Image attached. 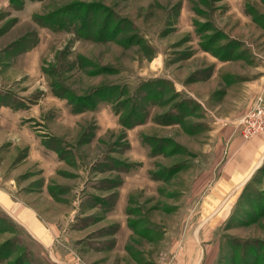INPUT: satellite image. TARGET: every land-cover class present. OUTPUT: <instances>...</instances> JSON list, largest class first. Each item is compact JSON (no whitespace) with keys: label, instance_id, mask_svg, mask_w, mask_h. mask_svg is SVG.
Listing matches in <instances>:
<instances>
[{"label":"rangeland","instance_id":"374dc122","mask_svg":"<svg viewBox=\"0 0 264 264\" xmlns=\"http://www.w3.org/2000/svg\"><path fill=\"white\" fill-rule=\"evenodd\" d=\"M262 75L264 0H0V264H264Z\"/></svg>","mask_w":264,"mask_h":264},{"label":"crops","instance_id":"0c3cea01","mask_svg":"<svg viewBox=\"0 0 264 264\" xmlns=\"http://www.w3.org/2000/svg\"><path fill=\"white\" fill-rule=\"evenodd\" d=\"M260 90L264 91V75H262V86L260 87ZM33 108L34 107L32 106L30 109H27V112H25L23 109H13L8 104L7 105H5V104L0 105V134H1L0 136H1V140L3 143L5 141L8 143L13 142L11 145L13 146L15 144L13 147H16L19 145V142L21 141L24 145V142L22 140H25L24 135H25V129L27 127L26 121L30 118V117H26V113L33 110ZM2 137H4V138L2 139ZM39 143H40L39 139H36V143L34 142V145L30 146V150H31L32 154H34L33 149L37 148L39 146ZM22 147H24V146H22ZM33 147H35V148H33ZM39 148H40V146H39ZM50 151H52V153H54L57 156L56 151H54V150H50ZM245 159H247V158H245ZM254 162L255 161H251L248 164V163H246L245 160H243L242 163H240V165H239L238 176H244L243 173H245V175H247V171H249L253 165H254L253 167L255 169L258 168V166H257L258 164H254ZM256 163H258V162H256ZM251 173H253V171ZM225 176H227V175L224 174V177ZM12 177H15V176H12ZM10 182L13 183L14 179L11 178ZM103 196H106V195H103ZM3 200H5V199H3ZM6 200H8V199H6ZM6 200L4 202L8 203ZM13 210L15 212L14 213L15 215L17 212V214H19V215L22 214L26 217V214L19 207H15V208H13ZM34 215L35 214L33 213V214H29L27 216V219L31 218L30 221H28L30 227L35 225V220H32V217H31ZM27 219H24V225L25 226H26L25 221L27 222ZM30 222L31 223L34 222L33 225L30 224ZM119 264H121V261Z\"/></svg>","mask_w":264,"mask_h":264},{"label":"built area","instance_id":"2783aa9c","mask_svg":"<svg viewBox=\"0 0 264 264\" xmlns=\"http://www.w3.org/2000/svg\"><path fill=\"white\" fill-rule=\"evenodd\" d=\"M240 133L248 139L264 131V97L256 99L252 109L240 119Z\"/></svg>","mask_w":264,"mask_h":264}]
</instances>
